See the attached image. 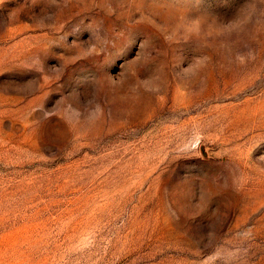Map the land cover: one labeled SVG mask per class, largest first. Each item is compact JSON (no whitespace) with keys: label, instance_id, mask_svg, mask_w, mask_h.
Segmentation results:
<instances>
[{"label":"rangeland","instance_id":"1","mask_svg":"<svg viewBox=\"0 0 264 264\" xmlns=\"http://www.w3.org/2000/svg\"><path fill=\"white\" fill-rule=\"evenodd\" d=\"M0 264H264V0H0Z\"/></svg>","mask_w":264,"mask_h":264}]
</instances>
